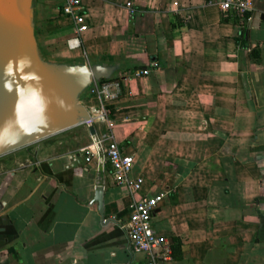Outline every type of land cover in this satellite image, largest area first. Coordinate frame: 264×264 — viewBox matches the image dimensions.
<instances>
[{"label": "crops", "instance_id": "0c3cea01", "mask_svg": "<svg viewBox=\"0 0 264 264\" xmlns=\"http://www.w3.org/2000/svg\"><path fill=\"white\" fill-rule=\"evenodd\" d=\"M218 1L83 0L90 28L77 34L62 0H42L72 58L130 63L106 104L143 184L132 193L110 162L86 161L81 149L108 131L100 121L95 135L83 123L0 156V264H144L124 224L134 200L159 193L152 226L172 243L170 264H264V0L245 45Z\"/></svg>", "mask_w": 264, "mask_h": 264}, {"label": "water", "instance_id": "95a60500", "mask_svg": "<svg viewBox=\"0 0 264 264\" xmlns=\"http://www.w3.org/2000/svg\"><path fill=\"white\" fill-rule=\"evenodd\" d=\"M40 0H0V156L92 118L85 99L96 83L131 68L126 58H64L48 52ZM95 135V126L89 125ZM104 187L95 199L103 212Z\"/></svg>", "mask_w": 264, "mask_h": 264}, {"label": "built area", "instance_id": "2783aa9c", "mask_svg": "<svg viewBox=\"0 0 264 264\" xmlns=\"http://www.w3.org/2000/svg\"><path fill=\"white\" fill-rule=\"evenodd\" d=\"M256 0H219L218 5L225 15H236L245 21L251 20ZM126 8L130 14L137 12L132 1L126 2ZM62 12L67 16L77 34H82L90 28V14L83 0H62ZM157 67L159 63L153 61ZM150 73V68L136 69L130 76L139 78ZM121 86L119 82L106 80L96 83L91 93L97 95L98 105L94 110L89 109L92 118L87 121L88 125H94L96 121L105 123L108 131L94 137L92 144L81 149L86 155V161L91 162L97 157L100 163L108 161L113 167V176L117 184L126 185L132 193L140 190L143 178L133 180L130 173L135 163L133 154L124 150L118 139L113 134L115 121L111 118V109L106 104L108 99L119 96ZM94 111V112H93ZM164 193L144 195L134 200L130 205L129 219L124 224L128 233L131 247L134 252L144 253V264H170L172 260V243L166 235L160 234L153 229L152 218L154 211L163 203ZM108 218L104 222H108Z\"/></svg>", "mask_w": 264, "mask_h": 264}, {"label": "rangeland", "instance_id": "374dc122", "mask_svg": "<svg viewBox=\"0 0 264 264\" xmlns=\"http://www.w3.org/2000/svg\"><path fill=\"white\" fill-rule=\"evenodd\" d=\"M42 3V7H43V2L42 0H40ZM43 13H44V19H43V23L41 28L43 29V46L44 48H48L51 54L59 56V57H66V58H72V57H77L80 56L81 53H75L74 51L68 49L67 44L64 42V34L63 33H59L58 31L52 30L54 28V26L48 27L47 26V30H46V23L48 22L50 16L49 14L46 13V11L43 8ZM50 24V23H49ZM80 52V51H79ZM89 95V94H88ZM87 95V96H88ZM88 97H86L85 102H87ZM88 125V123H86Z\"/></svg>", "mask_w": 264, "mask_h": 264}, {"label": "trees", "instance_id": "16d2710c", "mask_svg": "<svg viewBox=\"0 0 264 264\" xmlns=\"http://www.w3.org/2000/svg\"><path fill=\"white\" fill-rule=\"evenodd\" d=\"M240 22L243 24V29H242V33L240 35V37L237 39L238 42H240L241 45H245L247 43V40H248V28L247 26L245 25V21H242L240 20ZM40 33H43V30L42 28L39 29ZM48 51H50L48 48H46ZM121 76L117 77V78H120ZM106 80H109V79H103L99 82H103V81H106Z\"/></svg>", "mask_w": 264, "mask_h": 264}]
</instances>
